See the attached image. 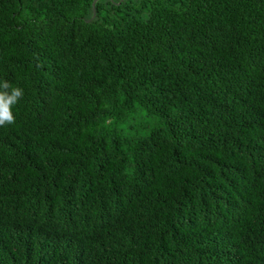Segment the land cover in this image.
I'll return each instance as SVG.
<instances>
[{"label":"trees","instance_id":"obj_1","mask_svg":"<svg viewBox=\"0 0 264 264\" xmlns=\"http://www.w3.org/2000/svg\"><path fill=\"white\" fill-rule=\"evenodd\" d=\"M0 0V264H264V0Z\"/></svg>","mask_w":264,"mask_h":264},{"label":"clouds","instance_id":"obj_2","mask_svg":"<svg viewBox=\"0 0 264 264\" xmlns=\"http://www.w3.org/2000/svg\"><path fill=\"white\" fill-rule=\"evenodd\" d=\"M24 89L5 79L0 81V127L15 123L13 108L23 99Z\"/></svg>","mask_w":264,"mask_h":264},{"label":"water","instance_id":"obj_3","mask_svg":"<svg viewBox=\"0 0 264 264\" xmlns=\"http://www.w3.org/2000/svg\"><path fill=\"white\" fill-rule=\"evenodd\" d=\"M97 1H98V0H95V1H94L93 6H95V4H96Z\"/></svg>","mask_w":264,"mask_h":264}]
</instances>
